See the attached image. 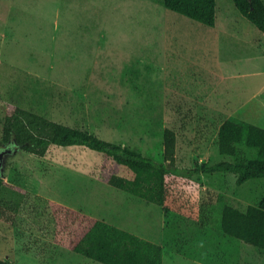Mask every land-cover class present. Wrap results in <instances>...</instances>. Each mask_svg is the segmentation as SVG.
<instances>
[{
  "label": "rangeland",
  "instance_id": "obj_1",
  "mask_svg": "<svg viewBox=\"0 0 264 264\" xmlns=\"http://www.w3.org/2000/svg\"><path fill=\"white\" fill-rule=\"evenodd\" d=\"M217 13L230 31L221 42L163 0H0V153L12 149L0 171L27 191L7 194L20 211L14 226L0 220V258L102 264L56 244V201L163 245L164 264H264V250L221 229L223 207L258 203L264 178L238 185L233 173L186 175L197 163L235 160L219 152L224 121L264 128V35L233 0H217ZM186 30L196 35L187 39ZM9 104L157 162L164 130L173 129L182 174L169 176L159 206L76 168L99 164L102 154L62 147L40 157L14 148L2 140ZM240 155L256 150L241 145Z\"/></svg>",
  "mask_w": 264,
  "mask_h": 264
},
{
  "label": "trees",
  "instance_id": "obj_2",
  "mask_svg": "<svg viewBox=\"0 0 264 264\" xmlns=\"http://www.w3.org/2000/svg\"><path fill=\"white\" fill-rule=\"evenodd\" d=\"M240 13L264 34V0H233ZM164 5L207 26H215L217 0H163ZM3 142L40 157H51L57 148L90 150L103 155L99 164L78 166L88 175L99 176L111 186L159 206L169 197V176L180 175L176 167L177 133L164 130V161L143 155L138 150L97 137L87 131L53 121L32 110L9 104L4 110ZM256 150V156L240 155V146ZM222 155L234 161L196 164L186 175L227 172L237 175V184L264 178V128L253 123L224 121L218 133ZM11 190L27 194L0 176V220L16 224L20 203L7 198ZM55 222L54 240L82 256L102 264H164V246L81 210L49 201ZM225 235L240 239L264 250V195L246 210L225 205L221 216ZM0 264H14L0 258Z\"/></svg>",
  "mask_w": 264,
  "mask_h": 264
},
{
  "label": "crops",
  "instance_id": "obj_3",
  "mask_svg": "<svg viewBox=\"0 0 264 264\" xmlns=\"http://www.w3.org/2000/svg\"><path fill=\"white\" fill-rule=\"evenodd\" d=\"M223 10V13H222V17H223V20H224V22L225 21H229V10H227V8L226 9H222ZM209 27H211V26H209ZM203 29V28H202ZM187 31V39L188 38H191V36H193V35H196V33H190L188 30H186ZM206 32H208V33H211V36H213V38L214 39H216L217 41H220L221 42V37H222V35H225V36H227V35H230V31H228V30H226V29H223L221 26H219V22H218V13H217V19H216V25L215 26H213V27H211L210 29H206L205 30ZM264 35V34H263ZM262 42H263V39H262ZM190 44V39L187 41V44H185V42H184V44H182L181 45V47H180V49H181V52H184V50H186L187 51V49L188 48H185L187 45H189ZM174 53V52H173ZM176 53V52H175ZM186 55L187 57H190V56H188L187 54H189V53H187V52H185L184 54L183 53H180L179 55ZM222 65L220 64V67H221ZM264 89V87L263 88H261L260 89V91H262ZM262 92H264V91H262ZM259 96V94H257V91H256V93H254L253 94V98H256V97H258Z\"/></svg>",
  "mask_w": 264,
  "mask_h": 264
},
{
  "label": "water",
  "instance_id": "obj_4",
  "mask_svg": "<svg viewBox=\"0 0 264 264\" xmlns=\"http://www.w3.org/2000/svg\"><path fill=\"white\" fill-rule=\"evenodd\" d=\"M6 152H12V149H7V150H4V151H2V152L0 153V165H1L2 157H3V155L6 154ZM1 175H2V174H1V171H0V176H1Z\"/></svg>",
  "mask_w": 264,
  "mask_h": 264
}]
</instances>
